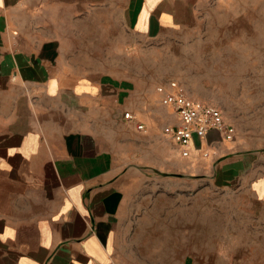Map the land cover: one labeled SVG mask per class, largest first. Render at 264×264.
Wrapping results in <instances>:
<instances>
[{
  "label": "crops",
  "instance_id": "1",
  "mask_svg": "<svg viewBox=\"0 0 264 264\" xmlns=\"http://www.w3.org/2000/svg\"><path fill=\"white\" fill-rule=\"evenodd\" d=\"M198 2L0 0V264H125L118 227L143 173L232 175L264 159V137L213 130L182 156L163 133L174 110L139 66L127 76L125 52L171 50Z\"/></svg>",
  "mask_w": 264,
  "mask_h": 264
},
{
  "label": "rangeland",
  "instance_id": "2",
  "mask_svg": "<svg viewBox=\"0 0 264 264\" xmlns=\"http://www.w3.org/2000/svg\"><path fill=\"white\" fill-rule=\"evenodd\" d=\"M186 21L195 30L175 37L171 50L126 51L127 76L136 64L143 86L175 80L192 99L220 108L238 134L264 137V0H199L197 19ZM253 161L232 175L216 166L198 178L182 177L181 166L143 173L120 219L118 260L264 264V197L253 173L264 159Z\"/></svg>",
  "mask_w": 264,
  "mask_h": 264
},
{
  "label": "built area",
  "instance_id": "3",
  "mask_svg": "<svg viewBox=\"0 0 264 264\" xmlns=\"http://www.w3.org/2000/svg\"><path fill=\"white\" fill-rule=\"evenodd\" d=\"M157 92L161 94L162 105L171 107L178 117V123L165 126L163 133L179 146L182 156L190 155L195 138L204 139L212 130L217 131L223 140H234L237 130L226 121L220 108L192 99L175 80L159 86ZM124 116L129 121H135L130 112ZM136 126L139 131L145 130L139 122Z\"/></svg>",
  "mask_w": 264,
  "mask_h": 264
}]
</instances>
